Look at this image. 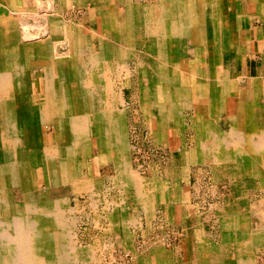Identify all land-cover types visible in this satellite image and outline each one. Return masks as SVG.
<instances>
[{
	"label": "bare ground",
	"instance_id": "6f19581e",
	"mask_svg": "<svg viewBox=\"0 0 264 264\" xmlns=\"http://www.w3.org/2000/svg\"><path fill=\"white\" fill-rule=\"evenodd\" d=\"M63 3L66 7L74 4L86 11L84 17L90 16L94 22L91 32L85 33L84 26L65 21ZM200 8L195 0H0V264H94L86 258L93 257L96 254L94 249L108 239L111 261L107 264H112L118 254L122 259H127L128 254L132 264L173 263L165 251L148 246L150 241L146 239L129 247L128 240L135 237V233L130 236L129 229H120L115 232L117 235L113 234L114 238L108 237L107 217L104 215H97L92 223L88 217L84 227L83 216L80 217L74 209L68 210L64 199L56 197L73 193L76 196L96 194L103 197L105 188L93 186L90 176L101 180L104 176V180L122 184L117 190L131 195L127 199L134 202L132 209L142 207L148 213L151 208L158 207L161 208L159 215L187 210L184 209V198L190 200L191 196L198 195L186 193L182 177L179 178L180 173L175 169L171 168L172 171L156 186L155 183L152 186L151 182H140L136 177L138 171L168 167L171 161L164 164L162 155H153L150 162L141 165L132 163L128 155L140 147L134 142L141 141L150 147L165 145L164 149L169 150L165 154L177 156L180 162L185 159L199 162L197 150L188 148L189 145L194 147V138H188L186 132L193 130L191 127L201 128V137L198 134L197 138H202L200 149L204 154L210 153L209 160L214 159L218 166L230 165L233 161L230 149L236 144L240 146L242 136L233 139L228 131V136H225L221 120L211 118L214 112L211 88L189 84L192 75L200 71L190 67L181 57H173L189 40L196 46L197 53L200 51L197 46V40L201 38L199 32L206 33L210 26L207 24L206 28L204 25L200 28L197 25ZM36 15L45 18L38 20L39 25L32 26V17ZM98 22L103 23L102 30ZM192 24L197 29L194 30ZM203 43L201 41L200 46ZM151 58L155 64L148 71L143 66L141 80L144 87L139 92L140 97L133 92L134 106H130L131 101H127L123 91L116 89L117 83L123 80H127L129 85L137 83L139 80L133 77H140L139 60L145 64ZM164 60L170 63L168 74L164 70ZM226 78L230 79L229 76ZM137 98L144 104L138 106V111L148 115L150 106L157 107L161 111L160 117L143 116L148 122H138ZM225 98L223 96L222 100ZM234 104L237 108L242 105ZM227 106L224 110L231 112L230 104ZM130 111H133L135 119L128 130ZM181 111H185L182 117ZM188 112L193 117L190 118ZM45 128L56 133L57 139L50 144L51 147L43 139ZM178 130H183L184 138L177 137ZM216 135L224 137V140H213L214 144L212 139ZM174 139H180V149L189 150V154L173 155L171 144ZM214 147L216 152H213ZM243 160L249 164L248 156ZM220 166L219 175L222 169L228 168ZM103 170L104 173H100ZM118 170L121 171L119 174ZM113 172H117L115 179ZM33 174L41 179L40 184L44 183V189L32 191ZM73 178L79 181L71 186ZM215 181L222 183L218 177L213 183ZM227 185L231 186L230 182ZM212 188L215 200L220 198L222 189L215 184ZM218 200L220 202L215 204L222 205V199ZM123 206L127 207V204ZM201 206L207 215L219 212V207L211 205L212 209H209L206 203L191 205L190 209L199 214ZM137 212L140 213L139 210ZM144 214L146 221L140 215L137 228H154V220L156 224L160 217L154 219L149 213ZM66 221L67 228L63 225ZM152 232L155 231L149 230L142 235L150 237ZM177 235L181 237L179 232L174 234ZM113 241L114 245L111 244ZM105 250L103 247L99 251V263L95 264L104 263ZM204 264L216 262L215 259H207Z\"/></svg>",
	"mask_w": 264,
	"mask_h": 264
},
{
	"label": "crops",
	"instance_id": "0c3cea01",
	"mask_svg": "<svg viewBox=\"0 0 264 264\" xmlns=\"http://www.w3.org/2000/svg\"><path fill=\"white\" fill-rule=\"evenodd\" d=\"M195 1H197V3H199L201 6L197 25L200 26V28L203 25L205 26V28L207 24L210 25L206 28L208 30L206 33L199 32V36H201V40L204 43L201 44L202 46H200V44H197V46L200 48V51L197 53L196 46L191 45V40H189L188 42L184 43L182 49L180 48L179 54L174 53L173 57H181V59L185 61V63H187L190 67L192 66L196 68L197 71H200L199 73L195 72V75L192 76V81H190L189 84L192 86H204L208 89L211 88V93H213V96H210L211 104L214 107V112L213 114L211 113V118L214 117L216 120H221L220 122L223 127L222 129L226 132L225 136H228L227 133L229 132V137H232L233 139L238 138V135H241L243 138V140H241L240 146L236 144L235 148L230 149L231 155L233 156V161L230 162V165H219L220 167H228L232 169L230 170L232 178L229 181L231 185H234L235 191L225 197H222L221 195L219 199H222V205L219 206L222 207L219 208V212L210 214V216L217 215L219 217L218 222L220 221V219V222H223V225L222 223H219L221 227L220 225L216 226V232H213L214 236L216 237L219 230L220 237H225L224 239L226 242L227 240H230L232 242L230 245L229 243L225 245H219L217 244L218 242L215 243V241H213V239L211 238L212 236L210 238H200L202 232L206 233V228L203 229L201 224H196L197 222L195 220H197V215L190 209V206L193 204L190 203V205L189 201L193 202L194 200L198 199V197L199 200L203 199L200 204L205 203L203 201L204 199H206V191L203 190V188L206 185L204 181L208 179V169L211 170L210 173L214 174V176L217 177L219 175L220 169L218 168V164H215L216 161H214V159H207V156L211 157V155H207L206 158L204 157V159H202V161L199 160L201 164L200 162H189L186 159L181 162H175L171 160L170 165L166 167V169H175L178 167L184 169L182 180H186L188 174L191 175L190 177L193 178L194 181H196L195 184L198 185L197 187L199 189H197V187L191 186L189 192L187 190V183H185V185L183 184V189L187 194L190 193L194 196L197 195V193L201 192L198 195H201V197L204 198H201L200 196H191L190 200L189 198H184L187 204H184V206H186V208L184 209H187L184 211L187 212L174 211L173 213L167 212L168 214L161 213L159 215V211L161 208L158 207L157 209H148L149 211L147 212L151 215V218L157 219L158 216L160 217L156 222L154 228H162L161 226H163V223L168 222V224H172V226H174L175 224L178 225L181 230L186 232V240L182 243V247L185 249L184 256L178 257V255H180L178 250H175L174 252L164 250L169 261L171 263L173 262L172 264H197V262H199V264H204L207 259H215L216 264H264V0ZM111 6L113 7V5ZM86 17L89 19L90 24H92L93 20L90 18V16ZM86 17L83 18L85 21ZM87 23L88 22L86 21V24ZM192 26L194 30L197 29L194 24H192ZM219 40H221V42ZM228 76L230 77V79L226 78ZM222 88L223 91H227V93H224L222 91ZM223 96L226 97L224 100H222ZM234 103L242 105L237 108ZM227 104H230L229 108L232 109L231 112L229 110H224V107H228ZM188 113V116H190V118L193 117V114H191L190 112ZM191 128H193V130L188 129L186 131L188 138L196 137V140H198L199 142L201 141L202 143V138L197 139V135L201 134V128ZM213 138L214 139H212V142H214L213 140H224V137H217V135ZM177 140L178 139H174L171 144L174 148V151L176 149L175 142H177ZM262 141L263 143H261ZM214 144H216V142H214ZM196 147L197 146L191 147L189 145L188 148H190L189 150H193L194 148L196 149ZM189 150L186 153L184 152V154H189ZM215 150L216 149L214 147L213 152H216ZM228 150L229 149H227V151ZM244 156L249 157V164H246L245 160H243ZM255 158H258V160H256ZM228 168H224V170L222 169V174L220 173V176L225 175L229 171ZM185 169H188V171H186ZM196 169L198 170L196 171ZM119 173L120 171L117 174ZM166 176L167 173L164 171L161 176L157 177L158 179L160 178L159 180H162L165 179ZM90 177H92L90 179V183H92L93 186H103L105 188V191L109 189L111 184H114V187L116 188L114 193L116 194L115 196L112 195L109 199L113 201V199L116 198V201L118 202L117 205L120 206V209H122V207L124 208L123 205L127 203V198H130L129 196L131 195H126V193H121L119 190H117L118 187H122V184H116L114 180H110L111 182L108 180H104V176L102 180L93 176ZM113 178L115 179V177ZM191 181L192 179H190V184ZM72 184H74V182H72ZM71 195H74V193ZM88 197L90 198L91 196ZM89 198H87V200H90ZM171 203H173V201H171ZM144 211L145 208H143V211L141 212V218L145 213ZM148 213H145L144 215H147ZM144 221H146V219H144ZM227 221H230V225L228 227ZM247 221L248 223L245 225ZM212 242H214V244H212ZM212 245H214L216 248L219 247L218 251H212ZM223 248H230L234 250L233 256L230 257V261H227L229 260V257H226L227 251H225ZM259 248H261L262 250H259ZM150 251L152 252V250ZM191 252L193 260H185V258L190 256ZM224 258H226L227 260H224Z\"/></svg>",
	"mask_w": 264,
	"mask_h": 264
},
{
	"label": "rangeland",
	"instance_id": "374dc122",
	"mask_svg": "<svg viewBox=\"0 0 264 264\" xmlns=\"http://www.w3.org/2000/svg\"><path fill=\"white\" fill-rule=\"evenodd\" d=\"M49 3V2H48ZM47 3V5L48 6H51V4H48ZM57 7H58V5H56ZM74 6V4H70V6L68 5V7H66V5H64V3L62 4V8H63V14H64V17L66 18H64L65 19V21H73L75 24H80L81 26H84L83 27V31L85 32V33H89V31L91 32V28H92V26H94V22H92V24H90V22H89V19L86 17V21L88 22L87 24H86V21L83 19L84 18V15L86 14L85 12L86 11H84L83 9H79V8H77V7H73ZM114 6V5H113ZM53 7H54V5H53ZM59 9H60V6L58 7ZM66 11V12H65ZM77 11V12H76ZM80 11H81V13H80ZM119 11H121V8H120V10ZM65 12V13H64ZM76 12V13H75ZM67 14V15H66ZM73 16H72V15ZM72 16V17H71ZM68 17V18H67ZM43 18H45V17H43V16H33L32 17V22H31V24H32V26H37V25H39V23H37L38 22V20H42ZM78 22V23H77ZM133 22L135 23V25L137 24L136 23V21H134L133 20ZM132 22V23H133ZM35 23V24H34ZM133 23V24H134ZM103 23H100V22H98V25H99V28H100V30H102V28H103V25H102ZM201 37V36H200ZM198 43L200 44L201 43V38H199L198 40ZM146 61V60H145ZM151 62V63H150ZM185 62V61H184ZM148 63V64H147ZM155 63H154V60L151 58V59H149V61H146L145 62V64H143L140 60H139V64H138V67H139V70H138V75L140 76V77H137V76H134V73H133V75H132V77L133 78H137L139 81V83L137 82V83H135V84H133V85H129L128 84V82H127V80H123V84L122 83H117V86H116V89L117 90H120V91H123V95H124V97L127 99V101L129 102V101H131V105L130 106H134L133 105V101H132V99H133V97H132V95H133V92H135L136 93V97H140V95H139V92L141 93V90H142V87H144L143 85H142V73H143V66H145L146 67V70L147 69H149V67H152L153 65H154ZM164 64H166L165 65V73L166 74H168V70H169V64L170 63H168V61L167 60H164ZM148 67H147V66ZM141 66V67H140ZM148 71V70H147ZM192 75V74H191ZM193 76V75H192ZM125 82V83H124ZM120 84V85H119ZM120 86V87H119ZM129 86V87H128ZM118 87V88H117ZM137 87V88H136ZM123 89V90H122ZM122 93V92H121ZM138 93V94H137ZM131 97V98H130ZM130 103V102H129ZM135 103H136V107H135V110H137L138 111V106L139 105H144L143 104V102H142V100H140V98H137V99H135ZM138 103V104H137ZM142 103V104H141ZM134 109V108H133ZM132 109V110H133ZM183 111V110H182ZM182 111L180 112L181 113V117L183 116V114H184V112L182 113ZM148 112H149V114L148 115H144V113H142V112H140V111H138V114L140 115V118L138 119V122H139V120L142 122V123H147L148 122V119H145V118H147V117H149V115H150V117H152V119H155L156 117H160V110L157 108V107H149V109H148ZM145 118H144V117ZM134 119H135V117H134V115H133V111H130V113H129V117L127 118V124H128V130L131 128V126H132V124H133V122H134ZM145 121V122H144ZM180 121H182V120H180ZM140 125V124H139ZM147 132V131H146ZM46 137V138H45ZM54 137H55V139H54ZM177 137L178 138H181V137H183L184 138V134H183V130H178V132H177ZM49 138V139H48ZM194 138V140L192 141V143H193V146H197L196 147V149L195 150H197V160L199 161L200 160V158H201V160L200 161H202V158L204 159V157L206 158V156L207 155H209L210 153H205L204 154V151L202 150V149H200V144H202L201 143V141L199 142L198 140H196V138L195 137H193ZM44 142L45 143H47L46 145L48 146V147H51V145L50 144H52V142H55L56 141V133L54 132V130H51L50 128L49 129H47V128H45V135H44ZM197 139H199V137L197 138ZM201 139V138H200ZM48 141V142H47ZM198 141V142H197ZM135 144H137L138 145V149H140V150H138L137 149V151H132V153H131V151H130V153H129V157L130 158H132L131 160H132V163L133 162H135V164L137 163V164H141V165H144L145 164V162H150L151 160H152V157H153V155H156V156H161L162 155V157H164L163 158V160H162V162L164 163V164H167V163H169L171 160H173V161H175V162H180L179 161V159L177 158V156H173V157H171V156H169V155H167V154H165L166 152H168L169 150H165L164 149V147H166L165 145H160V146H152V147H150V145H148V144H146V143H141V141L139 142H134ZM140 144V145H139ZM166 144V143H165ZM196 144V145H195ZM144 145V146H143ZM146 145V146H145ZM142 146H143V148H142ZM180 147H182V143L180 142V139H178L177 140V142H175V151H173V155H178V154H180V153H186L187 151H185L184 149H180ZM143 149V150H142ZM140 151V152H139ZM180 151V152H179ZM179 152V153H178ZM199 152H201V153H199ZM199 153V154H198ZM138 154H140V155H138ZM199 155H201V156H199ZM145 157V158H144ZM207 159L209 160L210 158H209V156H207ZM206 159V160H207ZM199 161V162H200ZM154 164V163H153ZM113 165H115V164H113ZM112 166V165H111ZM118 168V167H117ZM153 171L152 170H150V169H145L144 170V172L142 171V172H140V171H138V175L136 176L137 178H138V180L141 182V180H143V181H146L147 183H152V186H153V183H155V186L158 184V181H159V179H158V177L157 176H161V174L165 171L166 173H168V172H170V171H172V169L171 168H169V169H167V170H165L166 169V167H164V166H159V168H157L156 169V167H153ZM159 170V171H158ZM185 170H187L188 171V169H185ZM198 169H196V171H197ZM174 171H177L178 173H180V178L183 176V173H184V169H182V168H175V170ZM181 171V172H180ZM194 171V170H193ZM192 171V172H193ZM121 172V171H120ZM211 172V170H209L208 169V179L207 180H205L204 182L206 183V185H205V187L203 188V190H205L206 192V199H204V200H206V205L209 207V209H212L211 208V205H212V207H215V206H217V207H219V208H221L222 206H219V205H217V204H215L216 202H220V200H218V199H216L215 200V192H214V194H213V190L212 189H214V188H212L213 187V184H215L216 186H218V187H220L221 189H222V197H225V196H227V195H230V193H233L234 191H235V189H234V185H231V183H230V185L231 186H229V185H227V183L228 182H230L229 180L232 178L231 176H232V174L230 173V172H227L225 175H222V176H220V175H218V176H220V177H218V180L219 181H222V183H218L217 181H215L214 183H213V180L214 179H217V177L216 176H214V174H211L210 173ZM100 173H104V170L101 172L100 171ZM117 173V172H116ZM115 172H113V174H112V177H115L114 175H117ZM151 174V175H150ZM165 174V173H164ZM163 174V175H164ZM182 174V175H181ZM194 174V173H193ZM212 175H213V177H212ZM188 177L186 178V180L184 179V180H182V181H185V182H183V184L185 185V183H187L188 184V186H187V190L189 191V189H190V187L192 186V187H197L198 185L197 184H195V182L196 181H194L193 180V178H191L190 176L191 175H187ZM94 177V176H93ZM140 178V179H139ZM147 178V179H146ZM183 178V177H182ZM189 178V179H188ZM190 179H192V181H191V184L189 183V181H190ZM71 181H73L74 182V184H72V182H71V186H74L75 185V182H77V181H79L78 179L76 180L75 178H73V179H71ZM154 181V182H153ZM40 182H41V179L37 176V177H35V175L33 174L32 175V183H31V185H32V191H38V190H42V188L44 189V183L43 184H40ZM111 182V181H110ZM37 183V184H36ZM42 183V182H41ZM107 183H109V182H107ZM34 184V185H33ZM98 185V184H97ZM179 185H181V184H179ZM152 186H151V188H152ZM190 186V187H189ZM34 187V188H33ZM226 187H228V188H226ZM40 188V189H39ZM197 189H199L198 187H197ZM116 190V188L114 187V184H111L110 185V187H109V189H107L106 191H105V193L103 194V197H104V199H103V197H102V195H92L91 197H90V200H86L87 198H89L88 196H78L77 198H76V195L74 194V195H64L63 197L62 196H57L56 197V199H64V202H66V204H67V209L68 210H70V209H74L76 212H77V214L80 216V217H82L83 216V220H82V222H83V225H84V227H86V222H87V220L86 219H88V217L90 218V220H91V223L92 222H94V220H95V217H97V215H104V216H106L107 217V221H106V229L108 230V237L109 236H113V234L116 232V231H118V230H120V229H123V228H126V229H129L128 230V233H130V236H131V234H133V233H135V237H134V239H129L128 241V244H129V247H130V245L132 246V245H134V243L136 242L137 244L139 243L140 244V242L142 241V240H144V239H146L147 241H150L147 245L148 246H151V247H153V246H155L156 247V249H159V250H163L164 251V249L165 250H170L171 252H174L175 250H178L179 251V254L180 255H178V257H180V256H184V248L182 247V243H183V241L185 242V240H186V232L185 231H182L181 229H180V227L178 226V225H174V226H172V224L171 225H169L168 223H163V226H162V228H151V229H147V227H145L144 228V230H142L143 229V227L139 230L138 228H137V226L139 225V222L141 221V219L144 221V219H143V216H142V218L140 219V215H141V212L143 211L142 209V207H135L134 209H132L131 207L133 206V204H134V202L131 200V199H127V207H124V208H122V209H120L119 208V205H117L118 204V202L116 201V198H114L113 199V201L111 200V199H109L112 195L113 196H115V194L116 193H114V191ZM187 191V192H188ZM198 191V190H197ZM195 193V192H194ZM193 193V194H194ZM199 193H201V192H199ZM106 194V195H105ZM110 194V195H109ZM197 195H198V193H197ZM98 196H99V199H98ZM198 196H200L201 197V195H198ZM213 196V197H212ZM68 197V198H67ZM219 197V196H218ZM202 198V197H201ZM75 199H77V200H75ZM92 199V200H91ZM49 200H51V199H49ZM81 200V201H80ZM103 200V201H102ZM203 199H201V200H199V197H198V199H196V200H194L193 202H191L190 201V203H192L193 205H198V204H200V202L202 201ZM228 200H229V198H228ZM69 201V202H68ZM111 201V202H110ZM94 202V203H93ZM104 202V203H103ZM89 204V205H88ZM97 204V205H96ZM105 204V205H104ZM112 205V206H111ZM202 205V204H201ZM69 207V208H68ZM244 208V207H243ZM32 209V208H31ZM82 209V210H81ZM95 210V211H94ZM137 210H139L140 211V213H138L137 212ZM80 211V212H79ZM84 211V212H83ZM133 211H136L137 213H133ZM102 212V213H101ZM94 213V214H93ZM106 213V214H105ZM129 215L130 216H132V217H129ZM197 215V223L196 224H201L202 225V228L204 229V228H206V233L205 232H202L201 233V237L200 238H204V237H211L212 239H213V241H215V243L216 242H218L217 244H223V245H225V244H227V243H229V245L231 244V242L232 241H228L227 240V242L225 241V237L224 238H222V237H220L219 236V234H217L216 235V237L214 236V231L216 232V226L217 225H220L219 223H222V225H223V222H218V220H219V217L217 216V215H214V216H210V214L209 215H207L206 214V212L205 211H203V208H202V206H201V210H199V214L197 213L196 214ZM121 216H122V218H121ZM124 216H126V217H124ZM217 216V217H216ZM98 218V217H97ZM128 218V219H127ZM93 219V220H92ZM138 219V220H137ZM124 220H125V222H124ZM96 221V220H95ZM108 221H109V223H108ZM220 221H221V219H220ZM119 222H121V223H119ZM217 222V223H216ZM229 222L230 221H227V227L229 226ZM90 223V225H94V224H91ZM136 223V224H135ZM154 223V222H153ZM110 224V225H109ZM127 224V225H126ZM131 224H133V226L131 225ZM66 228L68 227V221H66V224L64 223L63 224ZM121 225V226H120ZM132 226V227H131ZM154 227H155V223H154ZM92 228H94V226L92 227ZM85 230V229H84ZM111 230V231H110ZM149 230H154L155 232H152V234L150 235V237H146L147 235H145L144 237H143V235H142V233L143 232H147V231H149ZM141 232V233H140ZM176 232H179V235H181V237L180 236H174V234L176 233ZM218 233H219V230H218ZM116 235H117V233H115ZM142 237V238H141ZM214 237V238H213ZM113 238H114V236H113ZM224 239V240H223ZM68 241H70V239L68 238L67 239ZM140 240V241H139ZM225 241V242H224ZM75 242H77L76 240H75ZM114 241L111 243L112 245H114ZM151 243V244H150ZM92 244H94V242L92 243ZM212 244H214V242H212ZM141 246V245H140ZM100 245L98 246V248L97 249H94L96 252V254L95 255H93V257H89V258H86V259H88V260H90L92 263H93V261H94V264L97 262V263H99V259H100V253L101 252H99V251H101L102 249H103V247L105 248V249H107V250H105V253H106V256L104 257V259H105V261H104V263L103 264H107L109 261H111V250H110V247H111V245L109 244V239L108 240H104L103 242H102V246L100 247ZM157 247H160V248H157ZM120 248H122V247H120ZM197 249V248H196ZM218 249H219V247H215L214 245H212V251H214V252H216V251H218ZM225 251H227V254L228 255H226V257L228 256L229 258V260H227L226 258H224V260L226 259L227 261H230V257H232L233 256V253H234V250L233 249H230V248H223ZM121 250V249H120ZM125 250V249H124ZM259 250H262L261 248H259ZM142 251V250H141ZM146 251V253H147V250H145ZM112 252H114V251H112ZM120 252H122V250L120 251ZM142 254H143V252H142ZM192 254V252L190 253V256L189 257H187V258H185V260H193V256L191 255ZM110 255V256H109ZM99 259H98V258ZM110 257V258H109ZM225 257V256H224ZM231 263V262H230ZM112 264H132V263H130V259H129V261L128 260H126V259H122L121 257H119V254L118 255H116V260L112 263ZM231 264H233V263H231Z\"/></svg>",
	"mask_w": 264,
	"mask_h": 264
},
{
	"label": "built area",
	"instance_id": "2783aa9c",
	"mask_svg": "<svg viewBox=\"0 0 264 264\" xmlns=\"http://www.w3.org/2000/svg\"><path fill=\"white\" fill-rule=\"evenodd\" d=\"M138 155H140V154H138ZM126 260H128L129 261V259L131 258L128 254L126 255Z\"/></svg>",
	"mask_w": 264,
	"mask_h": 264
}]
</instances>
